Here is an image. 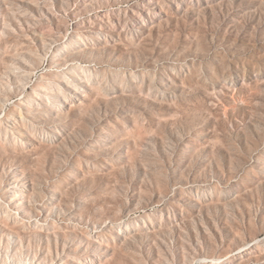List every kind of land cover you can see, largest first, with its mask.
Here are the masks:
<instances>
[{
	"label": "rangeland",
	"instance_id": "obj_1",
	"mask_svg": "<svg viewBox=\"0 0 264 264\" xmlns=\"http://www.w3.org/2000/svg\"><path fill=\"white\" fill-rule=\"evenodd\" d=\"M0 264H264V0H0Z\"/></svg>",
	"mask_w": 264,
	"mask_h": 264
},
{
	"label": "bare ground",
	"instance_id": "obj_2",
	"mask_svg": "<svg viewBox=\"0 0 264 264\" xmlns=\"http://www.w3.org/2000/svg\"><path fill=\"white\" fill-rule=\"evenodd\" d=\"M56 59H58V57H55Z\"/></svg>",
	"mask_w": 264,
	"mask_h": 264
}]
</instances>
